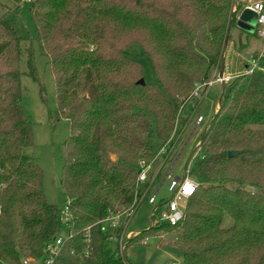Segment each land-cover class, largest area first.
Listing matches in <instances>:
<instances>
[{
	"label": "trees",
	"instance_id": "1",
	"mask_svg": "<svg viewBox=\"0 0 264 264\" xmlns=\"http://www.w3.org/2000/svg\"><path fill=\"white\" fill-rule=\"evenodd\" d=\"M230 3H27L35 39L49 57L57 108L69 121L60 181L71 213L67 228L45 200L41 170L28 152L33 143L21 104L20 39L0 17V264H23L24 258L44 264L45 245L64 228L71 236L51 264H128L120 245L159 228L176 233L182 264H264V56L251 73L221 85L218 108L198 138L190 171L197 186L183 219L150 224L121 244V228L102 231L98 223L130 207L137 163H150L185 124V99L208 80L229 37ZM132 44L148 59L153 83H138L142 63L125 52ZM26 68L38 82L31 49ZM233 150L239 153L228 157Z\"/></svg>",
	"mask_w": 264,
	"mask_h": 264
},
{
	"label": "rangeland",
	"instance_id": "2",
	"mask_svg": "<svg viewBox=\"0 0 264 264\" xmlns=\"http://www.w3.org/2000/svg\"><path fill=\"white\" fill-rule=\"evenodd\" d=\"M236 2H239V5L241 4L240 0H231L228 18L233 19V6ZM0 17L4 18L9 30L20 39L21 104L24 113L31 121L33 143L32 148L28 152L41 170L42 190L45 200L53 203L59 211H62L66 205L67 197L60 181L65 155L64 142L69 136V121L60 114L57 108L54 94V79L50 70L49 57L35 39L27 3H13L11 0H0ZM260 45L261 40L257 37L254 30L252 32L246 31L238 25V19L233 20L227 43L222 49L217 64L213 66L208 80L205 81L211 80L213 83L199 90L201 94L200 98H193L191 93L185 99L180 114L182 118L186 119V122L178 131L174 130L173 133L171 132L169 139L163 144H173V149L169 151L170 154H168L166 162L161 164L164 157L158 154V151L150 161L152 169L148 172V177L150 178L159 169L160 171L155 182L150 187L146 198L139 203L130 217L126 232H139L149 228L150 224L153 225L152 228L159 225L156 222H150L152 206L148 204L147 197L155 192L180 149H182V152L179 154L172 168V174L182 176L185 166L190 171L193 170L200 152H197L196 146L198 138L204 126L218 108L216 97L220 92L222 83L237 75L244 74V65H251L253 63L254 58L257 57ZM30 49L32 50L38 82L34 81L27 74L26 61ZM125 52L141 61L143 66V81L145 79L148 83H153L154 77L150 63L147 58L140 56V47L132 44L125 48ZM222 60L227 64L224 75H222L227 80L221 82L218 79L221 76H219V72ZM40 86L43 89L42 95L39 91ZM197 116H202L206 120L192 131ZM195 152L197 153L195 154ZM246 189L253 190L251 187H246ZM167 196H169V192L166 184H163L158 193V198ZM230 222V218L225 216L222 224L227 227L230 225ZM65 233L66 229L64 228L59 235ZM144 238L125 245V239L120 234L119 243L120 241L124 243L120 245L119 251L121 255H124V259L128 264H182V255L176 245L177 236L174 231L159 228L146 235V238L149 239L146 244H143ZM22 262L23 264H39L38 261L31 258H24Z\"/></svg>",
	"mask_w": 264,
	"mask_h": 264
},
{
	"label": "built area",
	"instance_id": "3",
	"mask_svg": "<svg viewBox=\"0 0 264 264\" xmlns=\"http://www.w3.org/2000/svg\"><path fill=\"white\" fill-rule=\"evenodd\" d=\"M33 0H22L24 3H30ZM236 2L233 6V20L239 19V16L244 10H249L256 15V21L254 25V32L256 33L257 37L261 40V45L259 47L257 57L254 58L253 63L251 65H246L244 73H251L255 68H257V60L264 56V0H240ZM219 81H226L227 78L220 76ZM213 83V81L204 82L201 84L196 85L192 92L193 98H200V89L204 86H209ZM206 119L202 116H197L194 124L193 129L194 131L201 123H203ZM197 146V152L200 151L199 143ZM183 148V146H182ZM173 149V144H166L162 145L158 149V154L164 157L163 162H166L168 154H170V150ZM182 152V149L179 150L177 156L172 161V164L168 171L166 172L165 176L161 180V183L156 188L155 192L147 197V202L150 206H152V214L150 217V222L156 223H167L169 225H176L180 222L184 217V211L186 204L189 198L195 191L197 186L196 181L190 175V170L185 166L183 169V175H174L172 174V168L174 167L179 154ZM195 152V154L197 153ZM167 154V155H166ZM138 167V174L135 180V192H134V199L130 207L123 211H117L114 213H110L102 220L98 221L100 224V229L102 231L105 230H116L118 228L122 229V238L129 239L130 237L137 234V232H130L125 231L128 225L129 219L134 213L135 209L139 205V203L144 200L148 194L150 187L155 182L158 172L152 174V176L148 177V172L151 169V164L145 162L144 160H139L137 163ZM166 184V188L169 192V196L167 197H159L158 193L162 188V185ZM61 213V223L62 225L67 228L68 221L71 218V213L69 211V201L67 200L66 205L64 206L63 210L60 211ZM85 237V241L89 242V227L84 230L83 233ZM71 234L66 231L63 235H57L54 237L53 240L48 242L45 245L44 251L47 255V258L44 261V264H51L53 258L58 254L59 249L61 247L62 242L65 238L70 237ZM121 240V238H120ZM149 241L148 238H144L143 244H146ZM121 244V241H120ZM88 247L86 246L84 249V255L88 253Z\"/></svg>",
	"mask_w": 264,
	"mask_h": 264
},
{
	"label": "water",
	"instance_id": "4",
	"mask_svg": "<svg viewBox=\"0 0 264 264\" xmlns=\"http://www.w3.org/2000/svg\"><path fill=\"white\" fill-rule=\"evenodd\" d=\"M255 21H256V15L249 10H244L241 13V15L239 16L238 25L242 29L252 32L254 30ZM229 30H230V24H228V26H227V35L229 33ZM223 67H224V61L222 60L221 69H223ZM138 83L143 84L144 83L143 79H140L138 81ZM238 153H239V151L233 150V151H229L227 153V155H228V157H233V156L237 155ZM187 162H188V160H187Z\"/></svg>",
	"mask_w": 264,
	"mask_h": 264
},
{
	"label": "crops",
	"instance_id": "5",
	"mask_svg": "<svg viewBox=\"0 0 264 264\" xmlns=\"http://www.w3.org/2000/svg\"><path fill=\"white\" fill-rule=\"evenodd\" d=\"M224 65H225V68L223 67V69H220V72H219V76L221 75H224V71H225V69L227 68V64L226 63H224ZM246 67V64L244 65V68ZM151 169H152V167H151ZM150 169V170H151Z\"/></svg>",
	"mask_w": 264,
	"mask_h": 264
}]
</instances>
